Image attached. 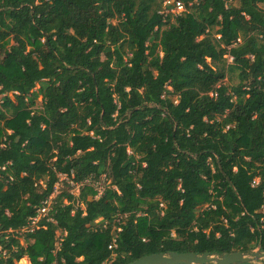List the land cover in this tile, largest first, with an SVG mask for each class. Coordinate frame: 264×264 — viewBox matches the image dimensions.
Wrapping results in <instances>:
<instances>
[{"label": "trees", "instance_id": "obj_1", "mask_svg": "<svg viewBox=\"0 0 264 264\" xmlns=\"http://www.w3.org/2000/svg\"><path fill=\"white\" fill-rule=\"evenodd\" d=\"M182 2L0 0V264L264 252V0Z\"/></svg>", "mask_w": 264, "mask_h": 264}, {"label": "built area", "instance_id": "obj_2", "mask_svg": "<svg viewBox=\"0 0 264 264\" xmlns=\"http://www.w3.org/2000/svg\"><path fill=\"white\" fill-rule=\"evenodd\" d=\"M163 12L165 14L171 13L177 15L186 12V8L182 0H163ZM229 60L232 61V58L229 57ZM58 178H59L58 182L62 180L67 184V186L69 187L68 192L74 196H77L81 191L85 189H91L94 192H96V197H99L108 187V180L105 174L100 175L98 178H95L94 176H88L80 181L73 180V176L68 177L62 174L58 175ZM55 186L53 193L42 201L41 205L36 210L35 216L30 217L26 225L16 231V234H18L20 237H22L25 234L33 233L35 230H38L40 228V223L43 219L46 218L47 221L48 220L52 221V219L49 218V214L54 204L55 198L58 196L55 195L56 194ZM119 231L120 229L117 230V232ZM56 246L58 248L59 244L57 243ZM116 248H117V242H116V234H115L108 245V249L113 251ZM52 264H64V261L55 260Z\"/></svg>", "mask_w": 264, "mask_h": 264}, {"label": "water", "instance_id": "obj_3", "mask_svg": "<svg viewBox=\"0 0 264 264\" xmlns=\"http://www.w3.org/2000/svg\"><path fill=\"white\" fill-rule=\"evenodd\" d=\"M263 259L264 252L259 249L250 253L236 252L222 255L172 252L146 255L130 264H257Z\"/></svg>", "mask_w": 264, "mask_h": 264}, {"label": "rangeland", "instance_id": "obj_4", "mask_svg": "<svg viewBox=\"0 0 264 264\" xmlns=\"http://www.w3.org/2000/svg\"><path fill=\"white\" fill-rule=\"evenodd\" d=\"M113 23H114V22H113ZM226 58H227V61H228V62H231V61L229 60V57H228V56H227ZM224 83H225V84H229V82H228L227 80H225ZM109 86H110L109 84H106V87H109ZM68 188H69V187L67 186V184H66L64 181L60 180V181L56 184V186H55V193H56L55 195L57 196V195H60L63 191H68ZM21 242H22V240H21ZM19 264H29V262L27 261L26 258H24V259H22V260L19 262ZM107 264H110V262L107 263ZM257 264H264V259L258 261Z\"/></svg>", "mask_w": 264, "mask_h": 264}]
</instances>
